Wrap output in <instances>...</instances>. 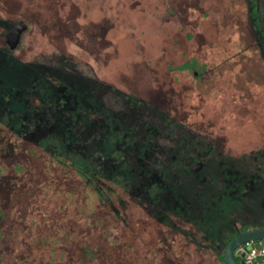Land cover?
<instances>
[{"label": "rangeland", "instance_id": "1", "mask_svg": "<svg viewBox=\"0 0 264 264\" xmlns=\"http://www.w3.org/2000/svg\"><path fill=\"white\" fill-rule=\"evenodd\" d=\"M248 2L0 0V264H223L208 247L224 232L264 230V59ZM25 123L42 134H15ZM111 155L122 180L134 163L176 162L164 197L190 203L179 225L193 237L156 220L149 196L163 191L140 171L142 198L110 182L100 197L84 167Z\"/></svg>", "mask_w": 264, "mask_h": 264}, {"label": "trees", "instance_id": "2", "mask_svg": "<svg viewBox=\"0 0 264 264\" xmlns=\"http://www.w3.org/2000/svg\"><path fill=\"white\" fill-rule=\"evenodd\" d=\"M4 101L6 102V98L4 99ZM122 103L124 104V108H125V103L126 102L122 101ZM131 104L134 105V104H137V103L132 102ZM124 111L126 113H129L131 115L130 117H136L137 120H139L140 122H141V120L139 119V115H143L144 117L146 115L145 113H138V111L135 110V108H132V107L129 110L126 107L124 109ZM23 116H25V115H23ZM32 121H34V120H32ZM8 125H9L8 128L11 127L10 129L12 131L13 130L12 129V124L9 123V124H7V126ZM36 125L39 126V127L43 126L42 123H37ZM36 125H28V124L26 125V123H25L24 127L22 129H18L19 130L18 133H15L14 131L13 132L15 134L20 135V136H23V138L26 141H29L30 140V138L28 137L29 135L38 136L39 134H42L40 132L36 133V131H33V130L36 129ZM177 125H179V124H177ZM145 128L146 127L143 126V124L140 125L139 133L142 136L147 133V130ZM179 128L184 131L183 133H181V135H182L181 137L183 138L182 143L186 142L188 144L189 149H190V147H193L195 150L200 149L201 143H199V142H195L194 143L193 138H190V137H188L186 135L187 132H185V129L182 128L181 125H179ZM181 146H182V149L187 150V146L185 144H182ZM8 147H9V145H8ZM202 150L207 151L206 153H208L209 151L214 150V147H210V144H206V146ZM7 151L9 153V155H10L11 152L15 151V149L13 148L10 151V148H8ZM104 156L107 157L106 160H109L108 158L110 156L105 155V154H104ZM119 157H120V155H116V156L115 155H111V158H112V160L114 162L113 165L107 164V162L105 160L95 162V160L91 161V159H90V161L87 163V166L84 167L85 170L83 171V176L86 179L85 181H87V183L92 184V187L98 192V194H100V197H101V195H103L104 197L106 196L105 195L106 193H104V191L101 190V186H104L109 191H111V187L108 186L107 183H106V182H110L113 185L120 184L125 189L128 190V193L132 192V194H135L137 197L140 196L142 198L141 195H142V193H145V191H142V192H140V191L137 192L136 190L132 191V188H133L132 185L133 184L136 185V183L133 182L134 179H132V176L139 177V179H140L141 178L140 172H141L143 174L142 179H140V183L142 185L149 186V187H151L153 185H158L162 189L161 191H163L162 194H156L155 195V199L154 200L157 201V203L153 202L152 196L151 197L149 196V200L151 201L152 205H155L156 211H158V213H159V214L155 213V211L152 208V210L155 213L154 215H157L156 216V218H157L156 220L159 223L161 222L162 224H165L166 226H169L170 230H173V231L178 232L180 234L187 235L188 237H193V235L190 232L184 231L183 229H181V226L179 225L180 222H184V221L186 222V219L189 221V223H193V220L190 217H188L189 215H187V213H185L186 212V208L185 207H187V205L189 206L190 203H188V201L180 199L182 195L176 196L177 198H173V197H171V195L167 196L166 198L168 199V201H166V199L164 197L167 194H169V192H170L169 190L172 189L171 179L174 180V178H173L174 176H172V175H174L175 169H177V167H180V166L175 162L174 163L175 166H173L171 168L169 167V170L166 171L165 174L164 173L161 174V172H159V171H152V169H148L146 167V165L142 166V164L144 162L143 163H138V164L134 163L132 165L133 166V170H134L132 176H129V177H127V178L122 180L121 177L119 178L117 176V175H119V173L117 171V168H118L119 163L123 162L124 159L122 157H120L121 158L120 159ZM136 170H137V173H136ZM110 175H115L116 178H112L111 179V178H109ZM107 179H109V180H107ZM174 195H175V193H174ZM102 198L100 199L101 201L104 199V198L103 199ZM108 199H107V202H111L112 201L110 197ZM143 199L145 200L144 197H143ZM159 199H160V204H159ZM104 200L106 201V199H104ZM172 212H177V213L180 212V214L176 215V214H173ZM170 216H173V217H176V218L172 219ZM192 217H194V216H192ZM253 228H254L253 226H251L250 224L246 223V225L243 224V226L241 228H236L235 234H232L230 232H227V233L224 232V236L222 237L220 242L219 241H215L216 242L215 243L214 241H212L215 244L211 245V247H208V248H209L210 252L213 253V255L216 256V259L218 261H221L223 264H225L224 255L221 252L222 247L226 249L227 246L230 244L231 240H233L235 237L238 236L239 232L245 233V232L254 231ZM194 238L192 239L193 243H194ZM222 242H223V245H222ZM258 264H264V261H261Z\"/></svg>", "mask_w": 264, "mask_h": 264}, {"label": "water", "instance_id": "3", "mask_svg": "<svg viewBox=\"0 0 264 264\" xmlns=\"http://www.w3.org/2000/svg\"><path fill=\"white\" fill-rule=\"evenodd\" d=\"M252 23L254 26V32L257 35L258 43L260 44L262 51L264 53V0H255L249 3ZM23 25L18 26V28L9 35L7 38L11 48H15L18 42V37L23 31ZM264 240V230L250 231V232H239L238 236L231 240L230 244L227 246L224 253L225 264H244L239 263L235 257V251L240 246L252 242Z\"/></svg>", "mask_w": 264, "mask_h": 264}, {"label": "built area", "instance_id": "4", "mask_svg": "<svg viewBox=\"0 0 264 264\" xmlns=\"http://www.w3.org/2000/svg\"><path fill=\"white\" fill-rule=\"evenodd\" d=\"M234 254L239 263L258 264L264 261V240L246 242L237 248Z\"/></svg>", "mask_w": 264, "mask_h": 264}, {"label": "flooded vegetation", "instance_id": "5", "mask_svg": "<svg viewBox=\"0 0 264 264\" xmlns=\"http://www.w3.org/2000/svg\"><path fill=\"white\" fill-rule=\"evenodd\" d=\"M252 1H255V0H250V2H252ZM250 2H248V3H250ZM248 6H249V15H250V23H251V29L253 30V33H254V36H255V39H256V42L258 41V39H257V35L255 34V32H254V26H253V23H252V18H251V11H250V5L248 4ZM257 45H258V47H259V49H260V51H261V54L260 55H262V57H263V59H264V53H263V51H262V48H261V46H260V44L257 42Z\"/></svg>", "mask_w": 264, "mask_h": 264}]
</instances>
